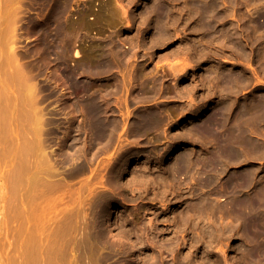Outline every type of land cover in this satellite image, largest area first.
Masks as SVG:
<instances>
[{
    "label": "rangeland",
    "instance_id": "374dc122",
    "mask_svg": "<svg viewBox=\"0 0 264 264\" xmlns=\"http://www.w3.org/2000/svg\"><path fill=\"white\" fill-rule=\"evenodd\" d=\"M262 192L264 0H0V264H264Z\"/></svg>",
    "mask_w": 264,
    "mask_h": 264
},
{
    "label": "bare ground",
    "instance_id": "6f19581e",
    "mask_svg": "<svg viewBox=\"0 0 264 264\" xmlns=\"http://www.w3.org/2000/svg\"><path fill=\"white\" fill-rule=\"evenodd\" d=\"M237 85V84H236ZM244 104V103H243ZM246 106H248V105H246ZM258 107V106H257ZM262 108V107H261ZM225 109V108H224ZM223 111V110H222ZM239 111V110H238ZM242 112H241V114L242 115H244V116H246V118L245 117H243V118H245V119H243L241 122L239 121V120H237L236 122H238L237 124H235V125H232L233 126V128L231 129V130H233V132L232 133H234V135L236 136V138L237 139H233L232 138V135H231V130H229V134L227 135V137H226V139L229 141L228 142V144H229V146H230V149L232 150V151H235V153H237V151H236V149H237V146H239V145H237V143L239 144L240 142H241V144H243V143H245V141H244V139H245V135H246V132H247V129H248V126L250 125V122L251 123H253L254 124V122H252L253 120H254V118L252 119V117H250L249 116V113H250V111L249 110H241ZM94 113H95V110L93 111ZM94 113H92V114H94ZM226 113V112H225ZM231 113V112H230ZM254 113V112H253ZM252 113V114H253ZM91 114V115H92ZM228 114V113H227ZM241 115V116H242ZM146 116V115H145ZM255 116V115H254ZM233 117V116H232ZM237 117V116H236ZM258 117V116H257ZM159 118V117H158ZM226 118H228V117H226ZM242 118V117H241ZM241 118H238V119H241ZM251 118V119H250ZM263 118V117H262ZM142 119V118H141ZM144 119V118H143ZM142 119V121L144 122V120L146 119H144L143 120ZM222 119V118H221ZM256 120H257V118H255ZM261 119V118H260ZM148 120V122H149V119H147ZM230 120V119H229ZM252 120V121H251ZM255 120V121H256ZM141 120H139V122H140ZM226 121V120H225ZM233 121V120H232ZM258 121V120H257ZM147 122V121H146ZM148 122H147V125H148ZM151 122V121H150ZM234 122V121H233ZM263 122V121H262ZM223 123H224V120H223ZM248 123H249V125H248ZM140 124H142V123H140ZM151 124H153L152 122H151ZM213 124V123H212ZM109 125V124H108ZM107 125V126H108ZM129 125V124H128ZM131 125V124H130ZM137 125V124H136ZM248 125V126H247ZM99 126V125H98ZM103 126H105V125H103ZM103 126H100V127H102L103 129H104V127ZM116 126V125H115ZM146 126V125H145ZM144 126V127H145ZM151 126V125H150ZM223 126V125H222ZM257 126H259V124L257 125ZM109 127V126H108ZM143 127V128H144ZM216 127V126H215ZM224 127H225V125H224ZM253 127V126H252ZM251 127V128H252ZM255 127V126H254ZM97 128V127H96ZM111 128V127H110ZM113 128H115V127H113ZM151 128V127H150ZM258 128V127H257ZM102 129V130H103ZM106 129H107V127H106ZM134 129V128H133ZM105 131V130H104ZM103 131V132H104ZM107 131V130H106ZM105 131V132H106ZM110 131V130H109ZM108 131V132H109ZM209 131V130H208ZM249 131V130H248ZM210 132V131H209ZM114 133V132H113ZM112 133V134H113ZM216 134V133H215ZM248 139V138H247ZM226 140V141H227ZM250 140V139H249ZM248 140V141H249ZM242 141H244L243 143H242ZM247 143V142H246ZM232 144V145H231ZM237 146H236V145ZM240 144V145H241ZM251 145V144H250ZM227 147V146H226ZM227 149H229L228 147H227ZM242 149V148H241ZM245 149V148H244ZM225 154V153H224ZM238 154V153H237ZM231 155V154H230ZM231 157V156H230ZM219 158V157H218ZM217 159V158H216ZM220 161V160H219ZM222 161V160H221ZM220 161V162H221ZM219 162V163H220ZM215 163V162H214ZM178 164V163H177ZM225 164V163H224ZM182 165V164H181ZM181 168V167H180ZM178 171V170H177ZM176 173V172H175ZM178 174V173H177ZM176 177V176H175ZM183 180V179H182ZM239 181V180H238ZM242 183L244 182L242 179L240 180ZM237 182L238 184H242L241 182ZM235 184V183H234ZM232 186V185H231ZM234 186V185H233ZM241 186V185H240ZM246 186V185H245ZM244 187V186H243ZM242 186H241V188L238 190L240 193H239V199H237V202H235L234 203V205H233V207H231V209L237 214L236 216L237 217H239V216H243L244 215V213H245V215L247 216V213H246V211L249 209V207H251V204H249L250 202H247V200L246 199H244V198H242L243 197V195H242V190L245 188H243ZM247 187V186H246ZM230 188L231 187H229V190H230ZM232 190V189H231ZM233 191V190H232ZM244 192V191H243ZM259 193V192H258ZM263 193V192H262ZM261 194V193H260ZM264 194V193H263ZM235 195V194H234ZM261 196H262V194H261ZM257 197V196H256ZM255 197V198H256ZM260 199H261V197H260ZM253 201V200H252ZM263 201H264V199H263ZM256 205V204H255ZM228 209V208H227ZM231 209H230V211H231ZM253 209V208H252ZM259 209V208H258ZM262 209V208H261ZM232 211V212H233ZM252 211V210H251ZM231 212V213H232ZM248 212V211H247ZM259 213V212H258ZM234 214V213H233ZM239 215V216H238ZM244 215V217H246ZM225 216V215H224ZM252 216V215H251ZM232 217V216H231ZM244 217H242L243 219H245V221H246V218H244ZM240 218V217H239ZM241 218V219H242ZM252 218V217H251ZM254 218V217H253ZM243 219H242V221H243ZM249 219V218H248ZM239 220V219H238ZM257 220V219H256ZM259 220H260V218H259ZM262 220V219H261ZM239 221H241V220H239ZM241 221V222H242ZM250 221V220H249ZM252 221V220H251ZM237 223V222H236ZM244 223V222H243ZM255 224V223H254ZM249 225V224H248ZM251 225V224H250ZM242 227H243V224H242ZM251 228V227H250ZM252 229H253V227H252ZM252 229H250L251 231H252ZM261 230V229H260ZM243 231V230H242ZM257 231H258V229H257ZM246 233H247V230H246ZM249 233H251L250 231H249ZM247 235H248V233H247ZM255 235V234H254ZM253 237V236H252ZM257 238H258V236H257ZM253 239H255V238H253ZM256 240V239H255ZM261 242V241H260ZM263 245V244H262ZM261 245V246H262ZM259 246V245H258ZM257 248V247H256ZM259 248H260V246H259ZM258 249V248H257ZM54 264V263H53Z\"/></svg>",
    "mask_w": 264,
    "mask_h": 264
}]
</instances>
